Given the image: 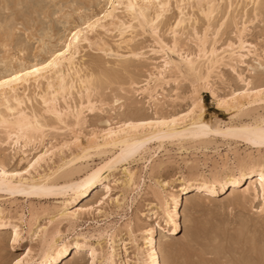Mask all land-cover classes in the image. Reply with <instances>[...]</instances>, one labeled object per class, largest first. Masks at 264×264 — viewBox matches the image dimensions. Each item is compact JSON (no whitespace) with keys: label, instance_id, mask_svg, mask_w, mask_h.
<instances>
[{"label":"snow or ice","instance_id":"snow-or-ice-1","mask_svg":"<svg viewBox=\"0 0 264 264\" xmlns=\"http://www.w3.org/2000/svg\"><path fill=\"white\" fill-rule=\"evenodd\" d=\"M0 264H264V0H0Z\"/></svg>","mask_w":264,"mask_h":264},{"label":"rangeland","instance_id":"rangeland-1","mask_svg":"<svg viewBox=\"0 0 264 264\" xmlns=\"http://www.w3.org/2000/svg\"><path fill=\"white\" fill-rule=\"evenodd\" d=\"M208 106L209 107H212L213 105H212V102H211V100L209 99V101H208ZM225 227H229L230 228V226L229 225H225Z\"/></svg>","mask_w":264,"mask_h":264},{"label":"bare ground","instance_id":"bare-ground-1","mask_svg":"<svg viewBox=\"0 0 264 264\" xmlns=\"http://www.w3.org/2000/svg\"><path fill=\"white\" fill-rule=\"evenodd\" d=\"M97 190H98V188H97Z\"/></svg>","mask_w":264,"mask_h":264}]
</instances>
